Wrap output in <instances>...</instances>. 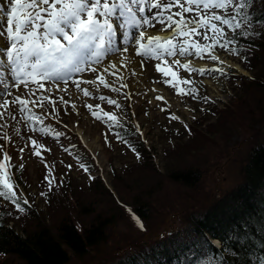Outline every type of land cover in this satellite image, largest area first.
<instances>
[{
    "label": "rangeland",
    "instance_id": "1",
    "mask_svg": "<svg viewBox=\"0 0 264 264\" xmlns=\"http://www.w3.org/2000/svg\"><path fill=\"white\" fill-rule=\"evenodd\" d=\"M73 2L74 0H65V6H71ZM104 2L105 0H101V10ZM107 2L111 5L114 0ZM161 2L162 0H149L145 8L148 10L151 4ZM163 2L166 3L167 0ZM89 3L91 4V0ZM24 4L25 0H20L19 5ZM238 4L239 0H236L227 10H223L211 7L205 9L203 2L199 5L188 4L186 0H176L172 3L171 8L164 11L163 15H172L177 22L183 17L190 26H196V33H199L198 35L191 32V27L180 28L190 34L175 35L172 40L177 52L175 56L169 55L165 48L172 50L171 46L166 44V38L174 34L176 26L160 30L161 24L155 21L145 25L144 30L145 33L161 36V42L153 41L152 46L146 44L143 48H135V51L133 45L129 44L127 52L117 51L124 47L121 44L124 30L130 32L133 37L139 31L136 27H127L131 20L126 22L117 12L111 17L116 29L112 50H104L100 59L96 60L90 49L87 60H84L87 57L85 56L77 61L84 69L82 72H65L59 68L62 79L52 77L43 80L41 77L45 78L44 76L40 77L35 73L29 74L26 81L17 84L8 71L7 63L0 66V72L4 73V80L10 90L6 94L5 84L0 83V96L3 97L0 101V163L6 164V168L0 170V182L11 181L9 177L13 178L12 182L16 185L14 191L20 199L29 201L27 213L10 209L15 220L19 219L16 221L17 228L18 222L25 220L26 214L31 213L33 208L40 209L44 218L47 217L44 214L49 211L63 212V208L57 210L61 206L74 213L76 202L85 200L84 196L81 197L84 192L81 190H86L92 178L98 179L100 184L111 192L113 199H116L118 195L112 183V168L123 175L124 183H134V178L138 177L132 189H144L142 195L152 194L148 202L150 211L145 212V218L138 220L128 210L135 209L138 205H125L128 209L126 213H121L118 227H115L117 232H112L105 241L89 248L84 257L70 256L67 262L109 264L117 255L146 245L155 235L160 236L181 229L188 223L191 213L206 208L211 201L229 191L241 180L240 169L249 148L256 141L264 139V113H260L262 116L258 117L259 119L251 120L253 122L249 120L248 123L235 128L224 142L221 141V145L217 144L215 150L213 147L205 148L204 141V148L198 145L199 149H204L203 154L208 152L205 157L203 155V158L196 159L199 162L197 168L200 180L192 188L167 183L161 190L152 193L147 184L143 185L148 178V171H143V166L137 163L144 161L143 163L150 164L156 172L163 174L176 160L174 148L190 141L196 133L204 134L205 129H208L207 125L216 122L220 115L219 110L225 109L235 101L234 97L240 93L239 85L242 82V78L237 77H253L254 70L249 71L243 67L244 56L240 49L233 43L225 48L219 46V43L232 36L234 31L242 33L240 36L243 38H251L254 47L256 42H260V35L263 33L260 26L253 28L255 25L249 26L240 22L235 14ZM15 6L14 0H0V9H3L0 11V32H4L7 27V12ZM60 7L61 5L57 6L58 9ZM184 8H190L191 12H184ZM156 12L157 10H154L148 16H155ZM177 12L179 16L176 15ZM136 14L137 12L135 17L138 19ZM216 15L226 19L235 16L232 27L214 20ZM142 19L140 17L138 20L142 23ZM201 20L215 24L221 29L223 36L217 37L219 42L216 47H212L211 39H203L205 33L210 38L213 33L208 28L199 26ZM152 23H155L154 27ZM236 23L241 24L239 29L235 28ZM60 39L66 46L67 42ZM197 44L200 45L199 49L194 47ZM181 45L191 54L179 55L178 49ZM8 47L5 33L0 36V49ZM201 50L203 58L196 55ZM237 50L238 55L235 54ZM136 51L142 55L137 56L134 53ZM130 54L135 57L133 61L128 57ZM212 55L217 56L216 61L211 60ZM0 59L7 61L3 54H0ZM112 61H116V64ZM141 63L144 65V71L139 70ZM184 63H188L190 68H202L205 71L203 74L189 72L182 67ZM262 64L264 65L259 62L258 67ZM157 65L162 71L155 70ZM93 69L97 71L94 72ZM217 69L222 71H216ZM259 69H256L257 73ZM185 79L191 83H183ZM77 82L79 88L76 86ZM83 90H87V96ZM17 96L26 103L20 105ZM157 97L162 99L157 100ZM108 100L114 103L109 104ZM89 105L92 107L89 108ZM21 108L24 109L23 112L20 111ZM210 109H216L217 113L211 115ZM93 113L103 119H96ZM171 116L177 119L173 120ZM110 118L125 124L135 135L131 139H119L115 135V128L109 122ZM188 126L193 127L192 136ZM57 133L58 139L55 138ZM208 135L214 140V134ZM195 138H198L197 135ZM49 149L51 151H48ZM33 152H38L39 156ZM81 165L88 171H84ZM15 176L18 177V183ZM52 180H55L53 186L59 185L56 186L55 192L63 190L64 187L66 195L64 197L56 194L53 204L48 202L47 208L44 195L42 197L39 194L44 192V187ZM69 184L73 186L67 189ZM79 191L82 193H78ZM123 195L124 193L119 191V197ZM136 199L139 201L143 197L137 194Z\"/></svg>",
    "mask_w": 264,
    "mask_h": 264
},
{
    "label": "trees",
    "instance_id": "2",
    "mask_svg": "<svg viewBox=\"0 0 264 264\" xmlns=\"http://www.w3.org/2000/svg\"><path fill=\"white\" fill-rule=\"evenodd\" d=\"M240 12L241 15L235 13L240 22L255 25L253 28L259 25L263 32L255 47L251 38H243L234 30L228 38L243 54V67L254 70L253 77H237L242 78L240 93L232 104L219 110L216 122L207 125L204 134L194 136L193 127L188 126L190 136L193 135L191 140L174 148L176 160L163 174L144 161L137 162L143 166V171H148L143 185L147 184L152 193L167 183L188 188L196 186L200 180L198 160L208 152L203 154L204 149H199L198 145L201 148L204 141L205 148L215 150L235 128L249 120H257L262 116L260 113H264V65L258 67L259 62L264 63V0H246ZM209 111L211 115L217 113L216 109ZM109 120L120 137L131 139L135 135L122 122ZM207 132L214 134V140ZM240 171L241 180L234 187L211 201L206 208L191 213L188 223L181 229L155 235L146 245L117 255L109 264H264V139L251 145ZM111 175L118 197L119 191L124 193L123 196L113 199L111 192L98 179L92 178L86 190L78 192L85 200L76 202L74 213L61 206L57 210L63 208V212L49 211L44 218L40 209L33 208L25 220L18 222L19 228L16 226L19 219L15 220L10 210L16 209L14 204L0 197V264H67L70 256L84 257L89 248L117 232L115 227H118L121 213L128 209L125 205H138L128 210L138 220L145 218V212L150 211L148 202L152 194L142 195L144 189H132L138 177L134 178L136 182L128 184L113 168ZM15 179L18 183V177ZM12 181L13 178L0 182V190L14 191L11 184L15 182ZM5 182L9 188L3 187ZM54 183L52 180L44 187L47 208L48 202L53 204L56 194L66 195L64 187L55 192L59 185L53 186ZM72 186L67 185V189ZM137 194L143 199L137 201ZM39 195L43 197L41 193ZM17 198L25 209L23 212H29V204L22 203L26 199H20L18 195ZM212 240H218L220 247H216Z\"/></svg>",
    "mask_w": 264,
    "mask_h": 264
},
{
    "label": "snow or ice",
    "instance_id": "3",
    "mask_svg": "<svg viewBox=\"0 0 264 264\" xmlns=\"http://www.w3.org/2000/svg\"><path fill=\"white\" fill-rule=\"evenodd\" d=\"M175 2L176 0H167L165 3L162 0L161 3L151 4L148 8L149 13L154 10H157V12L155 16L149 17L144 15V5L149 3V0H114L111 6L107 0H105L102 5L103 10H101V0H91V4L89 0H74L71 6H65V0H25V4L22 8L18 9L17 7H11L10 11L6 14L7 27L4 32H0V36L6 33L9 47L7 49H0V54L7 57L6 62L0 59V66L7 63L8 71L13 81L17 84L23 81L26 75L30 74L27 70H31V73H38L44 76L45 79L55 77L57 80L62 79L61 72L58 70L59 68L67 71L82 72L84 69L77 61L85 50L92 49V56L96 60H99L101 53L106 50V47H111L116 37V29L111 23V17L115 16L117 12H119L121 17L125 18L126 22L131 20V23H128L127 27H136L139 29L135 37L127 30H124L121 40V44L124 47L117 51L127 52L129 50V44L133 45V51H135L136 45L143 48L142 41L145 40L144 26L155 21L161 24L162 27L160 30H166L173 25L176 26L174 34L166 38V44L171 46L172 50L165 48V51H167L169 55L175 56L177 52L175 46L172 45V40L175 38V35L187 36L190 34L189 32L180 30L181 25H183L184 28L191 27V32L196 33V26H190L183 17L177 22L173 19L172 15H163L164 11L171 8L172 3ZM202 2L205 9L211 7L213 9L227 10L229 6L236 3V0H186L188 4L199 5ZM14 3L19 5L20 0H14ZM245 3L246 0H239V4L235 8V13L237 15H241L240 9ZM58 5H61L59 9L57 8ZM132 6L138 7L134 10ZM2 10L3 9H0V11ZM17 11L21 12L20 16L15 15ZM135 12L140 13L143 18L142 23L135 18ZM184 12H191V9L184 8ZM176 15L179 16V12H177ZM97 16L99 18H97ZM213 19L232 27V21L235 19V16H233L232 19H226L220 15H216ZM152 26L154 27L155 23H152ZM199 26L208 28L213 33V37L211 38L205 33L203 39H211L212 47H216L219 42L217 37L223 36L221 29L215 24H208L204 20L200 21ZM240 27V23L235 24L236 29ZM196 34L199 35V33ZM58 37L66 41L67 46H65ZM161 39L159 35H149L146 38V42L149 46H152L153 41L159 43ZM231 43V40L225 38L222 43H219V46L225 48ZM194 47L199 49L200 45L197 44L194 45ZM202 51L203 50L198 51L196 55L201 56ZM178 52L181 56L191 54L183 45L179 47ZM135 54L137 56L142 55L139 51H136ZM235 54H239L238 50ZM143 55H147V53H143ZM201 58L203 57L201 56ZM210 58L212 61L217 60L216 55H212ZM182 67L189 72L203 74L205 71V69L202 68H190L188 63H184ZM139 70H145L143 63L140 64ZM155 70L157 72L162 71L159 65L156 66ZM93 71L95 72L97 69H93ZM216 71L222 70L217 69ZM165 75H167V73H165ZM0 83L5 84L4 92L7 94L10 90L7 88L3 72H0ZM183 83L189 84L191 81L185 79ZM40 86L43 87V85ZM76 86L79 88L78 82ZM83 91L84 95L87 96V90ZM192 91L194 92L195 90L193 89ZM16 99L19 101L20 105L26 103V101L19 96H17ZM100 99L103 100L105 97H100ZM160 99L162 98L157 97V100ZM2 100L3 97L0 96V101ZM108 103L113 104L114 101L108 100ZM88 107L91 108L92 106L89 105ZM20 111L23 112L24 109L21 108ZM105 115L107 114L105 113ZM93 116L98 120L103 119V117L97 116L95 113H93ZM170 118L173 120L177 119L175 116H171ZM115 135L119 139H123L118 132L115 133ZM55 138H59V133L56 134ZM34 147L35 141H33V148ZM48 151L51 150L49 149ZM65 151H67V149H65ZM21 152H23V149H21ZM33 154L39 156L38 152H33ZM5 159L7 160L8 158L6 157ZM81 167L84 171H88L84 165H81ZM5 168L6 164L0 163V170ZM9 179L11 178L9 177ZM3 187L9 188V185L5 182ZM11 187L14 188L16 185L13 184ZM41 195L44 194L42 193ZM0 197H3L6 201H11L18 212H23L25 210L21 207V201L17 198V193L15 191L9 192L0 190ZM22 203L27 205L29 202L24 200ZM137 223L139 224V221H137ZM140 226L142 227V225Z\"/></svg>",
    "mask_w": 264,
    "mask_h": 264
},
{
    "label": "bare ground",
    "instance_id": "4",
    "mask_svg": "<svg viewBox=\"0 0 264 264\" xmlns=\"http://www.w3.org/2000/svg\"><path fill=\"white\" fill-rule=\"evenodd\" d=\"M17 5V4H16ZM20 12V11H19ZM148 14H149V11L148 10H146V8H145V16H148ZM180 28H184V26H182V27H180ZM164 34H166V33H164ZM149 35H155L154 33H145V40L144 41H142V43H143V46H145L146 44H147V42H146V38L149 36ZM135 48H140V46L139 45H136L135 46ZM137 50V49H136ZM135 53V52H134ZM128 57L132 60V59H134L135 57H133V55H128ZM128 57H127V59H128ZM133 61V60H132ZM112 62H114L115 64H116V61H112ZM130 63V62H129ZM131 65V64H130ZM92 145V144H91ZM215 242H216V240H215Z\"/></svg>",
    "mask_w": 264,
    "mask_h": 264
}]
</instances>
